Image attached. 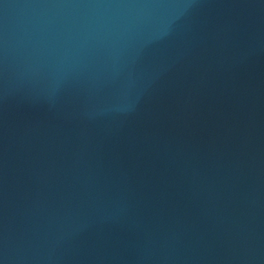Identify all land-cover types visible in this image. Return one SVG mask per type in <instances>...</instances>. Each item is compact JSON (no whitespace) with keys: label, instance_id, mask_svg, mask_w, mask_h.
Returning a JSON list of instances; mask_svg holds the SVG:
<instances>
[{"label":"water","instance_id":"water-1","mask_svg":"<svg viewBox=\"0 0 264 264\" xmlns=\"http://www.w3.org/2000/svg\"><path fill=\"white\" fill-rule=\"evenodd\" d=\"M0 264H264V0H0Z\"/></svg>","mask_w":264,"mask_h":264}]
</instances>
